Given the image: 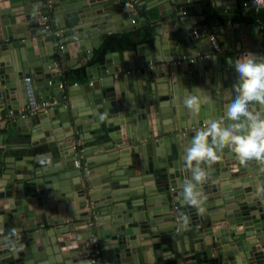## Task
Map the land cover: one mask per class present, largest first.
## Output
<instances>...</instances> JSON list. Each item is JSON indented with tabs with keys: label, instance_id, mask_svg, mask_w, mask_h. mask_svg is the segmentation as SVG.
Returning a JSON list of instances; mask_svg holds the SVG:
<instances>
[{
	"label": "water",
	"instance_id": "water-1",
	"mask_svg": "<svg viewBox=\"0 0 264 264\" xmlns=\"http://www.w3.org/2000/svg\"><path fill=\"white\" fill-rule=\"evenodd\" d=\"M216 1L137 0L131 8L126 0H0V112H11L12 134L25 139L8 161L14 166H4L13 172L0 175V264H166L167 256L173 264H264V162L241 165L227 147L215 161L193 162L206 175L194 184V203L183 202L186 148L206 121L225 122L229 61L264 56L258 26L220 27L219 42L235 44L223 58L208 28L195 34L192 20L173 17L176 6L187 13ZM147 23L150 41L123 59L114 51L91 63L109 32ZM182 56L196 58L176 63ZM82 66L88 82L67 86ZM189 95L200 98L199 113L187 108ZM41 101L55 105L20 112ZM90 138L102 153L70 167L73 145ZM183 207L186 224L176 215ZM94 236L102 255L92 262L96 254L83 246Z\"/></svg>",
	"mask_w": 264,
	"mask_h": 264
},
{
	"label": "clouds",
	"instance_id": "clouds-1",
	"mask_svg": "<svg viewBox=\"0 0 264 264\" xmlns=\"http://www.w3.org/2000/svg\"><path fill=\"white\" fill-rule=\"evenodd\" d=\"M234 79L229 84L228 95L222 105L225 122L209 119L197 131L186 148L185 160L191 171V179L183 186L184 203H194L197 193L194 184L206 175L193 162L203 163L218 159L219 150L229 148L241 165L256 160L264 162V56L241 53L229 61ZM189 111H201L202 103L197 95H189L185 101Z\"/></svg>",
	"mask_w": 264,
	"mask_h": 264
},
{
	"label": "crops",
	"instance_id": "crops-1",
	"mask_svg": "<svg viewBox=\"0 0 264 264\" xmlns=\"http://www.w3.org/2000/svg\"><path fill=\"white\" fill-rule=\"evenodd\" d=\"M117 2L119 0H116ZM206 2V1H204ZM259 2H264V0H246V3H247V7L249 8H256V9H264V3H259ZM222 3H230L229 1L227 0H217L216 1V4L215 3H210L209 5L205 6L204 8H201V9H198V10H195L194 12H187L186 15H184V17H188L189 20L193 23V26L194 28L196 27H200V30L205 32L208 28L210 32H216L218 34V40H219V37H222V32L220 31V27L222 28H226L227 26H229V24H233V23H229V21H224L222 22L221 19H220V16H226V15H230L231 14V11L235 10V8H232V9H227L225 5H223ZM192 2H186L184 4H180L179 6L182 7V6H187V8H190ZM235 4H239L238 3V0L235 1ZM212 9V11L210 10ZM142 14L139 16H142L143 14H145V11L143 9H140ZM214 11V12H213ZM157 13V11H156ZM183 13V11L180 10L179 7H174V15L173 17H175V19L179 18L181 16V14ZM172 17V18H173ZM151 20H156V17H153ZM161 21V18L159 19ZM175 23L174 20H166V27L169 29L171 27H173V24ZM148 24H151V23H147ZM240 24H243V23H240ZM245 24H250V25H255V26H258V30L259 32H262L263 35H262V42H263V46H264V29H261L259 27L258 24H252V23H245ZM126 33V32H125ZM169 33L168 30L165 31V34ZM112 33L109 32L108 33V37L109 35H111ZM119 34H122V33H119ZM107 37V38H108ZM256 37V35H255ZM103 42V41H102ZM101 42V44H102ZM220 43V50L217 52L215 51L214 52V55H220L222 54V57H228V56H232V52H230L229 50L231 48H233L235 46L234 43H232V41H229V44H225L223 45L221 42ZM99 46V45H98ZM93 47V53L95 51V49L98 47ZM222 48H224L225 50H223ZM235 48V47H234ZM127 49L125 50H122V51H119L120 52V57L121 59L122 58V52L123 51H126ZM114 52V51H113ZM118 52V51H117ZM71 56H74V53H72ZM196 57H188L186 59V62L187 61H191V59H194ZM112 64V62H111ZM57 71V70H56ZM121 72H123V69L120 70ZM73 74L76 76L77 75V78L73 77ZM81 75H85V77H82ZM60 76V79L61 81H63V78L65 77L64 74L61 72V75ZM81 80H85L84 82H88L87 78H86V67L85 66H82L80 68H77V69H74V70H70L68 76H67V82H68V85H72L74 84L75 82L77 83H80ZM22 87L24 85H21ZM208 92H210V89H213L212 86H209L208 87ZM198 93V92H197ZM29 107L27 106H22L21 109H20V112H26L27 114H29V112H32L34 109H35V106H31L30 104L28 105ZM216 108L218 106V103L215 104ZM10 112L7 111L6 109L2 112H0V118L2 119V124L5 123L4 127L1 128L0 127V136H2V140H1V144H0V175L2 176H6L8 177L9 175L8 174H4L5 172H9L10 170L13 172V170L11 168H5L4 166H8V167H11V166H14L13 163H11L13 161L12 158L18 156V154L21 153V150L17 149V146H19L22 142L25 141V139L22 137V136H16V135H13V130H12V127H11V123L12 121H10ZM10 124V125H9ZM8 125V126H7ZM84 136H87V137H91V132H86L84 134ZM78 148L82 149L83 151V157L88 153V154H91L92 156L94 155H97V154H100L102 152L98 151V150H94L96 144H97V141H93L92 138H90L88 140V142L86 144H83V142L81 141H78ZM94 147V148H93ZM87 148H88V151H87ZM100 156V155H98ZM12 157V158H11ZM85 158L83 159L82 158V164L84 162ZM8 161H11V162H8ZM224 161V160H223ZM16 163V162H15ZM18 163H23V162H19L17 161V164ZM228 164H232V162L228 163ZM16 165V164H15ZM19 166V165H18ZM69 166H73L74 168H76L73 163L69 164ZM82 166V165H81ZM17 174H19L17 172ZM22 181V180H21ZM18 185V184H17ZM1 186V185H0ZM16 186V185H15ZM2 187V186H1ZM0 187V188H1ZM100 187H98L97 191H100L99 190ZM130 190V188H123V189H119L118 190V193L117 194H121V193H124L125 191H128ZM102 194H99V198ZM116 194L114 193L113 196H115ZM118 196V195H117ZM98 199V198H96ZM95 199V200H96ZM188 208H182V211L181 212H177L176 215L178 216V218H186V220L183 222V224H186V223H189L188 219L190 217V215L188 214ZM109 215H107L106 217L108 218ZM193 216V214H192ZM80 230H85L84 228H81ZM72 236H74V234H72ZM97 238V237H96ZM90 240V239H89ZM21 242V241H20ZM89 241H88V244L87 246H83L85 249L87 248H90L89 247ZM168 253H164V255H166ZM169 256L167 257H164L163 259H165V263L166 264H173L174 263V260L172 259H169L167 260L166 258H168Z\"/></svg>",
	"mask_w": 264,
	"mask_h": 264
},
{
	"label": "trees",
	"instance_id": "trees-1",
	"mask_svg": "<svg viewBox=\"0 0 264 264\" xmlns=\"http://www.w3.org/2000/svg\"><path fill=\"white\" fill-rule=\"evenodd\" d=\"M245 0H238L237 7L230 15L220 16L222 22L230 20L232 23H252L259 26L264 24V9L245 8ZM212 11V9H210ZM214 12V11H213ZM154 26L148 24L140 29L122 34H111L94 51L91 63L103 62L107 53L133 49L137 45L150 41L153 37Z\"/></svg>",
	"mask_w": 264,
	"mask_h": 264
},
{
	"label": "built area",
	"instance_id": "built-area-1",
	"mask_svg": "<svg viewBox=\"0 0 264 264\" xmlns=\"http://www.w3.org/2000/svg\"><path fill=\"white\" fill-rule=\"evenodd\" d=\"M125 3L126 4H130L131 5V8H134L135 5L137 4V0H126ZM243 5H244L245 8H249V7H247L246 0L244 1ZM184 15H186L185 12H183L179 18L180 19H184ZM228 21H229V23H232L230 20H228ZM132 22H134V21L132 20ZM233 25H235V26L238 27L241 24L240 23H233ZM259 27L261 29H264V24L260 25ZM199 30H200V27H196L194 29V33L197 34V32ZM207 36H208V39H209L210 44L212 46V50L214 52L215 51L218 52L220 50V43H219V40H218V34L216 32H210L209 31V33L207 34ZM204 56L207 57L208 55L205 54ZM187 58L188 57H186V56L178 57L176 59V63H181L183 61H186ZM192 60L193 59H191V61ZM56 70H57L58 76L61 75V71L59 70V68H56ZM59 86L60 87L64 86V84L62 83V81L60 82ZM54 105H55V102L54 103H50V102H47V101H41L38 105L35 106V109L33 111L39 110V109H47V108L52 107ZM21 113L24 114L25 116L28 115L26 112H21ZM9 115H10V118H11V116H12L11 115V112H10ZM4 125H5V123L2 124V119L0 118V126L1 127H4ZM73 148L75 150V157H76V159L72 163H73V165L76 168H80V167H82L81 165H82L83 151H82V149L78 148L77 145H73ZM88 241L90 242L89 243V247L92 248L93 251H94V253L96 254V258L93 259L92 262H95V261L100 260L101 259V255H102V249H101V247L99 245L98 239L94 236V237L90 238V240H88Z\"/></svg>",
	"mask_w": 264,
	"mask_h": 264
}]
</instances>
